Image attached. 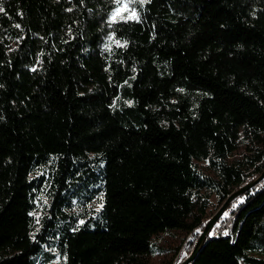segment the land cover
I'll list each match as a JSON object with an SVG mask.
<instances>
[{
  "label": "trees",
  "instance_id": "obj_1",
  "mask_svg": "<svg viewBox=\"0 0 264 264\" xmlns=\"http://www.w3.org/2000/svg\"><path fill=\"white\" fill-rule=\"evenodd\" d=\"M0 6V264H150L173 230L181 264L264 171V0ZM224 212L190 264H264V177Z\"/></svg>",
  "mask_w": 264,
  "mask_h": 264
},
{
  "label": "rangeland",
  "instance_id": "obj_2",
  "mask_svg": "<svg viewBox=\"0 0 264 264\" xmlns=\"http://www.w3.org/2000/svg\"><path fill=\"white\" fill-rule=\"evenodd\" d=\"M124 6L125 2L122 3L118 10L122 9ZM211 201L212 206L210 212L214 211L216 208V198L212 196ZM215 212L216 210L213 214ZM223 213L226 214L227 212ZM186 237L187 235L184 232L177 230L158 234L155 237V241L160 251L150 257V264H175L179 259V249L182 248L183 241Z\"/></svg>",
  "mask_w": 264,
  "mask_h": 264
},
{
  "label": "water",
  "instance_id": "obj_3",
  "mask_svg": "<svg viewBox=\"0 0 264 264\" xmlns=\"http://www.w3.org/2000/svg\"><path fill=\"white\" fill-rule=\"evenodd\" d=\"M264 177V171L253 181L245 184L243 187L236 190L234 193H232L224 202L223 204L216 210V212L213 214V216L210 218V220L207 222L205 227L203 228L200 237L198 238L194 249L192 250L191 254L181 263V264H190L192 260L195 258L196 254L198 253V250L207 234L209 229L213 226V224L218 220V218L222 215L224 210L226 209L227 205L231 200H233L235 197H237L239 194H242L246 190L250 189L254 184H256L260 179Z\"/></svg>",
  "mask_w": 264,
  "mask_h": 264
},
{
  "label": "snow or ice",
  "instance_id": "obj_4",
  "mask_svg": "<svg viewBox=\"0 0 264 264\" xmlns=\"http://www.w3.org/2000/svg\"><path fill=\"white\" fill-rule=\"evenodd\" d=\"M146 2H149V0H141V3H146ZM0 11H3L2 6H0ZM133 16H135V13H133ZM225 235H227V233H225Z\"/></svg>",
  "mask_w": 264,
  "mask_h": 264
}]
</instances>
